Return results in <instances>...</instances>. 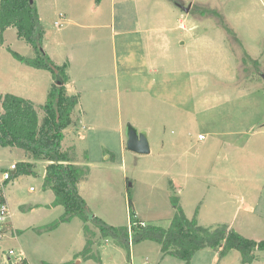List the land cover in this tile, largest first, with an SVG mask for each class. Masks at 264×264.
<instances>
[{"label":"rangeland","instance_id":"rangeland-1","mask_svg":"<svg viewBox=\"0 0 264 264\" xmlns=\"http://www.w3.org/2000/svg\"><path fill=\"white\" fill-rule=\"evenodd\" d=\"M36 3L44 49L67 50V71L77 78L69 74L68 90L80 101L62 147L74 146L75 162L89 168L84 195L90 211L109 224L125 225L131 199L137 218L167 227L174 214L171 196L182 194L188 215L198 208L201 224L227 223L246 237L264 240V0ZM61 12L67 15L58 27ZM8 47L26 55L32 46L13 27L6 45L0 44L3 89L22 84L27 92L25 72L28 81L33 74ZM148 53L157 60L154 66L144 64ZM14 73L15 82L7 80ZM39 79L36 98L44 103L54 78L50 85ZM129 121L148 132L149 154L128 150ZM23 152L0 144V167L27 160ZM5 192L21 229L0 240V262L9 249H22L31 264L73 259L85 242L83 221L75 217L54 230L39 229L64 211L62 205L32 207L54 198L42 175L20 172ZM93 249L102 262L79 264H186L164 255L156 241L131 243L129 250L100 231ZM256 253L258 258L245 264H264V248ZM190 264L244 263L238 250L220 258L206 248Z\"/></svg>","mask_w":264,"mask_h":264},{"label":"trees","instance_id":"trees-1","mask_svg":"<svg viewBox=\"0 0 264 264\" xmlns=\"http://www.w3.org/2000/svg\"><path fill=\"white\" fill-rule=\"evenodd\" d=\"M14 27L20 38L32 46L34 54L24 55L8 47L12 55L22 63L49 70L54 78L46 102L36 105L32 100L7 92L0 93V144L22 149L28 159L17 163L11 179L20 172L38 174L34 168L36 161H47L44 187L50 188L54 199L47 207L62 205L63 213L50 223L40 227L54 230L75 217L83 221L86 242L73 259L60 264H79L76 260L102 262L94 251L97 231L105 239L111 238L120 246L130 250L131 243L153 240L160 244L164 255L176 256L190 264L199 250L210 248L218 252L220 258L232 250L241 253L243 263H252L258 258L257 250L264 248V240L257 241L246 237L230 224H201L197 212L189 217L180 203L178 195L171 196L174 214L167 227L146 223L142 225L137 218L129 199L130 222L125 225H112L94 215L86 199L80 193V183L89 177V168L77 164L74 146L62 147L64 130L74 123L72 114L79 104V95L69 94L67 84L70 76L67 64L57 63L44 49L42 43L43 27L40 23L36 0H0V44H5L4 32ZM44 115L40 117L39 109ZM86 157V156H85ZM10 181H7V184ZM198 211V210H197ZM131 261V253L129 254ZM44 264H51L44 262ZM82 264V263H81Z\"/></svg>","mask_w":264,"mask_h":264},{"label":"crops","instance_id":"crops-1","mask_svg":"<svg viewBox=\"0 0 264 264\" xmlns=\"http://www.w3.org/2000/svg\"><path fill=\"white\" fill-rule=\"evenodd\" d=\"M62 13V12H61ZM60 13V14H61ZM39 14H40V12H39ZM65 16L67 15V12H64L63 13ZM40 18H41V14H40ZM66 19V18H65ZM65 19H63L64 21H65ZM62 20V21H63ZM57 21V20H56ZM71 21L72 22H74L77 26L79 25L81 28H85L86 26L84 25V24H80V23H78V22H75V20H74V18H72L71 17ZM12 27H10V28H8V29H6L5 30V32H4V38H5V44L4 45H6V34H7V32H8V30H10ZM14 28V27H13ZM15 30H16V28H15ZM16 33H17V30H16ZM83 33V32H82ZM17 36H18V34H17ZM19 37V36H18ZM78 40H80V37H79V39ZM45 49H46V52L57 62V63H59V64H65L66 63V60L65 59H67V61H69L70 62V65H71V61H70V58H68V56L66 55V52H68L67 50H65V52L63 51V49H60V51L61 52H59V51H56V50H49L48 48H46V46H45ZM34 54V52L32 51V53L31 54H26L27 56H32ZM25 55V54H24ZM159 59V58H158ZM155 61H157L156 59H155V57H153L150 53H148L147 54V56H145V60H144V64L145 65H151V66H154L155 65ZM22 68H24L26 71H28V72H30L31 74H33V76H30L28 79H29V81L27 80V72H25L26 73V75H25V79H26V83H28L29 85V89H28V91L26 92L25 90H23V85L22 84H19V86L17 85V84H12L13 86H11V88H10V90H4L3 89V82H4V80L5 79H3V81H1L0 82V93H7V92H10V93H13V94H16V95H19V96H22V97H25V98H28V99H30V100H32L36 105H40V104H42L43 102H41V100H38L37 98H36V95H38L39 93V81L38 80H40L39 79V77H40V75L42 76V77H44L45 78V80H46V83H48V85H50V83H51V79L53 78V75H52V73H48V71L46 70V69H40V68H35V67H32V66H29V65H24V66H22ZM70 71H69V74H70V76H71V78H73V80H75V79H77L76 78V75L72 72V70L71 69H69ZM2 74H4V78H5V76H6V73L5 72H1V75ZM16 73H14L13 75H10V76H8V78H7V80H11L12 82H15V79H14V75H15ZM50 78V79H49ZM26 85V84H25ZM48 88L49 87H47L46 86V89H45V92H43L44 94H42V96L43 95H46V93H47V90H48ZM14 89H17V90H14ZM41 89V88H40ZM67 89H68V84H67ZM68 93L69 94H73V93H71V92H69V90H68ZM74 113V112H73ZM72 117H73V120H74V122H75V118H74V116H73V114H72ZM66 130H67V128L64 130V132H65V134H66ZM65 139V138H64ZM200 139H202V138H200ZM69 147V146H68ZM23 155H24V152H23ZM188 176V175H187ZM85 183H86V181H82L81 183H80V193L82 194V196L86 199V201H87V198H86V196L84 195V187H85ZM179 192L180 193H182V188L179 190ZM5 194H6V192H5ZM7 197V196H6ZM180 203H181V205L183 206V208H184V210H185V212H186V214L188 215V213H187V208L185 207V204L183 203V200H182V194H180ZM54 199V198H53ZM52 199V200H53ZM8 200V199H7ZM51 200V201H52ZM50 201V202H51ZM50 202H47V203H40V202H37L35 205H33L32 207L33 208H43V207H45L47 204H49ZM59 206V205H58ZM58 206H55V207H58ZM47 207V206H46ZM11 208V207H10ZM48 208H50V207H48ZM53 208V207H52ZM198 208L196 209V210H194V213L192 214V216L193 215H195L196 214V212H197V214H198ZM12 211V210H11ZM189 216V215H188ZM192 216H189V217H192ZM198 218V217H197ZM140 219V218H139ZM73 220V219H72ZM72 220L70 221V222H72ZM142 220V219H141ZM142 221H144V220H142ZM70 222H65V223H63V224H68V223H70ZM145 223H147L146 221H144ZM92 226V225H91ZM10 227L11 228H13L14 230H16V232H19V230L21 229L19 226H17V224L15 223V220H14V218L12 217L11 218V222H10ZM92 228L94 229V230H96L97 232H98V229L97 228H95V227H93L92 226ZM83 231H84V229H83ZM85 242H86V238H85ZM85 242H83V244H82V242L80 243V246L82 245V248L84 247V245H85ZM2 248V246H0V249ZM82 248L81 249H79V250H77V252H75V253H78L79 251H81L82 250ZM22 250V249H21ZM160 250H161V248H160ZM23 251V250H22ZM24 252V251H23ZM25 253V252H24ZM74 253V254H75ZM25 255H26V253H25ZM27 257V256H26ZM28 259V258H27ZM131 260H132V255H131ZM68 261V260H67ZM90 260H87V262H89ZM0 264H8L7 263V261H6V259L5 258H3V256L1 257V262H0ZM144 264H146V263H144Z\"/></svg>","mask_w":264,"mask_h":264},{"label":"built area","instance_id":"built-area-1","mask_svg":"<svg viewBox=\"0 0 264 264\" xmlns=\"http://www.w3.org/2000/svg\"><path fill=\"white\" fill-rule=\"evenodd\" d=\"M65 17L66 16L61 13L60 19L55 21V25L58 27L62 26V20L65 19ZM199 138H204V135L200 134ZM16 169L17 163H12L11 167L8 169L0 167V240L8 236H17L16 230L10 227L12 211L5 195L7 181L11 180L12 174L16 171ZM141 224L145 225L146 223L141 222ZM14 255L16 257L15 261L11 259ZM5 259L8 264H31L22 250L16 253L14 249H9L8 254L5 255Z\"/></svg>","mask_w":264,"mask_h":264},{"label":"water","instance_id":"water-1","mask_svg":"<svg viewBox=\"0 0 264 264\" xmlns=\"http://www.w3.org/2000/svg\"><path fill=\"white\" fill-rule=\"evenodd\" d=\"M189 8L190 6L185 8V10L189 11ZM125 133L127 138L126 145L128 150L138 154H149L151 152L150 141L148 138L147 131L139 130L133 123L129 121L126 125ZM34 171L38 172L42 176H45L46 167L37 166L34 168ZM79 261L80 260H78L77 263H79Z\"/></svg>","mask_w":264,"mask_h":264}]
</instances>
